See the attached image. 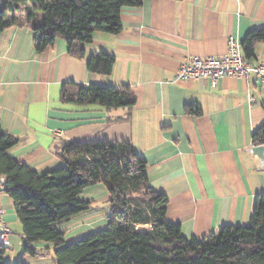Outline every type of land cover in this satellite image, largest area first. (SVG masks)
<instances>
[{
  "label": "crops",
  "instance_id": "0c3cea01",
  "mask_svg": "<svg viewBox=\"0 0 264 264\" xmlns=\"http://www.w3.org/2000/svg\"><path fill=\"white\" fill-rule=\"evenodd\" d=\"M120 21L117 35L93 34L83 59L71 56L61 39L37 53L24 26L0 31V129L19 141L9 156L45 173L60 165L54 146L64 141L129 143L146 161L148 184L167 197L166 219L179 224L182 236L201 239L224 225H247L255 196L264 192V169L246 152L264 123V86L253 78L225 77L211 86L175 77L184 59L220 57L230 39L240 45L251 30L264 28V0H142L123 8ZM253 53L247 62L264 65V42H255ZM101 54L115 58L108 75L87 70L88 60ZM67 81L129 87L135 104L131 110L62 104ZM188 104L200 115L187 113ZM108 198L101 185L80 196L96 204ZM0 205L2 220L17 233L11 231L5 254L13 263L25 244L22 227L5 194ZM109 212L107 205L59 227L103 229ZM52 247L34 244L46 256L26 264H57Z\"/></svg>",
  "mask_w": 264,
  "mask_h": 264
},
{
  "label": "trees",
  "instance_id": "16d2710c",
  "mask_svg": "<svg viewBox=\"0 0 264 264\" xmlns=\"http://www.w3.org/2000/svg\"><path fill=\"white\" fill-rule=\"evenodd\" d=\"M142 0H0V31L24 26L33 35L37 53L63 40L71 56L83 59L85 45L95 32L117 35L120 12L137 8ZM264 42V28L251 30L240 44L246 61L254 57L255 42ZM115 58L92 56L90 73L108 75ZM135 94L129 87L67 81L61 84L60 102L97 104L107 110H131ZM264 108V104L262 105ZM199 116L195 104L185 107ZM252 145H264V123L251 137ZM16 137L0 129V175L4 194L11 200L22 227L24 246L14 262L5 261L0 246V264H26V258L44 257L33 245L52 244L57 264H264V192L255 196L253 211L245 226L224 225L197 239L182 236L178 223L166 219L167 197L148 184L146 161L129 143L64 141L54 146L60 165L38 173L9 156ZM101 185L109 198L106 226L67 242L59 224L98 208L80 199L84 190Z\"/></svg>",
  "mask_w": 264,
  "mask_h": 264
},
{
  "label": "built area",
  "instance_id": "2783aa9c",
  "mask_svg": "<svg viewBox=\"0 0 264 264\" xmlns=\"http://www.w3.org/2000/svg\"><path fill=\"white\" fill-rule=\"evenodd\" d=\"M225 77H240L246 80L253 78L264 86V65H251L242 56L240 45L229 40L228 49L220 57H188L177 70L176 79L205 80L215 86L218 80ZM251 100L253 97L250 98ZM4 194V178L0 175V196ZM4 210L0 205V246L9 247L11 231L2 220Z\"/></svg>",
  "mask_w": 264,
  "mask_h": 264
},
{
  "label": "rangeland",
  "instance_id": "374dc122",
  "mask_svg": "<svg viewBox=\"0 0 264 264\" xmlns=\"http://www.w3.org/2000/svg\"><path fill=\"white\" fill-rule=\"evenodd\" d=\"M97 205H98V209H100V208L103 209V208L107 207L108 204L107 203H100V204H97ZM17 221H18V219H17ZM98 230H101V229H98ZM12 232H13L12 237L13 236L15 237L17 235V233L15 231H12ZM92 232H95V231H92ZM92 232L84 231V229H81V228L78 229V230L68 231L66 236H65V240L67 242H70V241H73V240H77V239L82 238V237H84V236H86V235H88V234H90ZM7 248L9 249V247H7Z\"/></svg>",
  "mask_w": 264,
  "mask_h": 264
},
{
  "label": "water",
  "instance_id": "95a60500",
  "mask_svg": "<svg viewBox=\"0 0 264 264\" xmlns=\"http://www.w3.org/2000/svg\"><path fill=\"white\" fill-rule=\"evenodd\" d=\"M246 152L256 159L260 169H264V145L250 146Z\"/></svg>",
  "mask_w": 264,
  "mask_h": 264
}]
</instances>
